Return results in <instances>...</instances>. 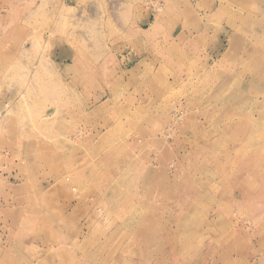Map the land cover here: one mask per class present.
<instances>
[{
  "label": "rangeland",
  "instance_id": "rangeland-1",
  "mask_svg": "<svg viewBox=\"0 0 264 264\" xmlns=\"http://www.w3.org/2000/svg\"><path fill=\"white\" fill-rule=\"evenodd\" d=\"M0 264H264V0H0Z\"/></svg>",
  "mask_w": 264,
  "mask_h": 264
}]
</instances>
